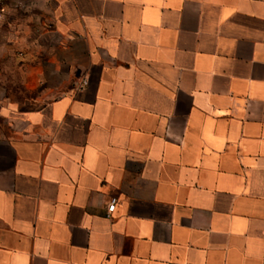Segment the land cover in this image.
<instances>
[{
	"label": "crops",
	"instance_id": "0c3cea01",
	"mask_svg": "<svg viewBox=\"0 0 264 264\" xmlns=\"http://www.w3.org/2000/svg\"><path fill=\"white\" fill-rule=\"evenodd\" d=\"M2 3L0 264H264V0Z\"/></svg>",
	"mask_w": 264,
	"mask_h": 264
},
{
	"label": "rangeland",
	"instance_id": "374dc122",
	"mask_svg": "<svg viewBox=\"0 0 264 264\" xmlns=\"http://www.w3.org/2000/svg\"><path fill=\"white\" fill-rule=\"evenodd\" d=\"M8 4L2 3L0 5V14H2V17L0 19H4L5 15H8V11H6V6ZM5 9V10H4ZM7 13V14H6ZM20 14H24V12H20ZM9 23L4 24V28L6 30H9ZM17 77L14 76H5V77H0V134L5 131V123H4V117L2 114V109H1V103L3 98L8 97V96H14V95H19L20 91L17 89V84H16Z\"/></svg>",
	"mask_w": 264,
	"mask_h": 264
},
{
	"label": "built area",
	"instance_id": "2783aa9c",
	"mask_svg": "<svg viewBox=\"0 0 264 264\" xmlns=\"http://www.w3.org/2000/svg\"><path fill=\"white\" fill-rule=\"evenodd\" d=\"M2 17V14H0V18ZM85 84L87 82H84ZM118 197H113L108 205V216H112V213L115 211L117 204H118Z\"/></svg>",
	"mask_w": 264,
	"mask_h": 264
}]
</instances>
